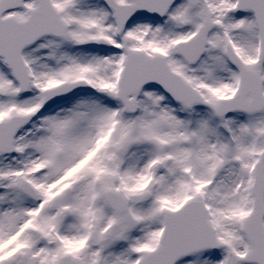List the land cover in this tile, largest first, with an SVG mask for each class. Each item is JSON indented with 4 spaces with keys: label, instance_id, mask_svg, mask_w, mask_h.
Here are the masks:
<instances>
[{
    "label": "snow or ice",
    "instance_id": "6c2138e0",
    "mask_svg": "<svg viewBox=\"0 0 264 264\" xmlns=\"http://www.w3.org/2000/svg\"><path fill=\"white\" fill-rule=\"evenodd\" d=\"M0 264H264V0H0Z\"/></svg>",
    "mask_w": 264,
    "mask_h": 264
}]
</instances>
